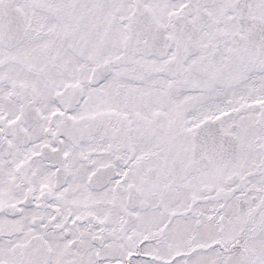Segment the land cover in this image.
<instances>
[{"label":"snow or ice","instance_id":"1","mask_svg":"<svg viewBox=\"0 0 264 264\" xmlns=\"http://www.w3.org/2000/svg\"><path fill=\"white\" fill-rule=\"evenodd\" d=\"M0 264H264V0H0Z\"/></svg>","mask_w":264,"mask_h":264}]
</instances>
